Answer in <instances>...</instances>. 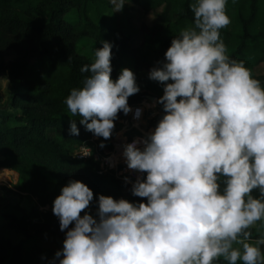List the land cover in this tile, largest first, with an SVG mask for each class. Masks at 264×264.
<instances>
[{"label": "clouds", "instance_id": "9594fccd", "mask_svg": "<svg viewBox=\"0 0 264 264\" xmlns=\"http://www.w3.org/2000/svg\"><path fill=\"white\" fill-rule=\"evenodd\" d=\"M112 2L121 11L126 0ZM226 4L194 0V23L150 71V79L165 85L157 101L164 115L123 151L128 169L147 174L132 187L146 202L101 194L97 219L85 212L93 190L69 181L53 203L61 231L68 229L55 253L58 264H214L221 257L228 264H264V237L251 243L249 231L264 221V87L244 61L227 55L220 35L231 23ZM111 56L104 41L94 62L81 68L90 73L84 86L66 99L72 116L105 140L140 90L129 68L111 78ZM69 131L79 134L74 119Z\"/></svg>", "mask_w": 264, "mask_h": 264}, {"label": "trees", "instance_id": "16d2710c", "mask_svg": "<svg viewBox=\"0 0 264 264\" xmlns=\"http://www.w3.org/2000/svg\"><path fill=\"white\" fill-rule=\"evenodd\" d=\"M128 1L138 3L145 11L163 4L166 23L143 29L141 40L132 43L130 34L117 25L112 0H0V56L8 51L15 53L12 59L0 58V77H7L11 85L8 102L0 104V167L15 170V189L37 198L32 217L4 213L0 264H58L55 255L30 243L29 237L49 233L66 239L68 229L61 231L53 203L71 180L83 181L93 190L94 198L85 212L97 219L101 194L134 204L146 202V198L133 195V185L124 178L112 171L98 173L99 159L92 155L77 158L73 153L84 143L91 152L105 154L112 150V136L120 123L115 124L110 139H91L93 132L86 129L79 116H72L66 104L72 89L82 88L90 75L81 68L94 62L76 48L82 37H92L98 48L104 41L112 45L113 80L119 78L122 69L129 68L137 81L141 70L151 71L165 61L172 40L194 23L190 8L194 0ZM226 12L231 23L220 35L227 55L244 61L252 77L264 87V72L255 71L256 65L264 64V0H227ZM144 87L128 98L129 105L141 102L147 94L154 95L156 101L164 94L165 85L150 79V75ZM157 104L160 111L146 118V126L154 129L164 115L163 105ZM121 116L118 114V118ZM73 119L78 135L69 131ZM50 129L53 132L49 133ZM124 134L130 140L141 132L132 126ZM224 179L220 177L221 190ZM252 195L262 198L259 189H254ZM38 205L48 208L39 210ZM7 228L15 229L22 237L14 241L4 234ZM249 231L251 239L263 236V231L254 226ZM214 264L228 262L221 257ZM237 264L243 262L238 260Z\"/></svg>", "mask_w": 264, "mask_h": 264}, {"label": "rangeland", "instance_id": "374dc122", "mask_svg": "<svg viewBox=\"0 0 264 264\" xmlns=\"http://www.w3.org/2000/svg\"><path fill=\"white\" fill-rule=\"evenodd\" d=\"M119 2V0H117ZM115 5L113 4V12L116 17V22L119 27L124 29L131 36L132 43L139 42L142 36V30L152 28V26L161 25L166 23V17L164 14V5H159L151 8L148 11L143 10L138 3L126 0L121 11H115ZM76 48L80 53L88 55L90 58L95 59V50L98 49L97 44L94 42L93 38L90 36H84L76 43ZM15 53L12 51L5 52L0 58L4 60L14 58ZM255 71L257 73L264 72V64L259 63L255 66ZM150 74V70H141L137 75V85L140 90H143L145 81ZM10 83L8 78L5 76L0 77V104L5 105L8 102V97L10 93ZM160 111L156 99H149L148 96L144 98V116L140 124L134 126L141 134L133 136L132 139L128 140L124 134V130L120 127L112 136L114 138L115 144L113 149L108 151L103 156L112 155V166L108 171H112L113 174L120 178L132 179L135 183L138 178L146 179V173H141L138 170H130L127 167L126 160L123 156L124 147L126 144L133 142L137 139H143L147 136L146 132H150L146 129L147 117L156 112ZM123 116V111L119 115ZM117 124V122H115ZM122 123H120L121 125ZM53 132L52 129L48 131ZM123 134V135H122ZM115 135V136H114ZM113 141V140H112ZM116 145V146H115ZM143 147V145H139ZM75 151V149H74ZM73 151V153H74ZM113 152V153H112ZM114 154V155H113ZM18 173L10 168L0 167V223L5 220L4 213L10 212L15 215H30L32 217V208L37 204V198L27 191H18L14 187V183L17 181ZM5 187V188H3ZM48 205H38L37 209L45 210ZM257 230L263 231V236L253 238L250 240L251 243H255L257 239L264 237V221H258L253 225ZM4 234L10 236L14 241H17L22 237V234L12 228H7L4 230ZM29 242H35L40 247L45 249V252H49L53 255L58 250H62L64 240L57 238L49 233H39L37 235H31L29 237ZM234 247H240L239 245H234ZM262 253H264V245H260Z\"/></svg>", "mask_w": 264, "mask_h": 264}, {"label": "built area", "instance_id": "2783aa9c", "mask_svg": "<svg viewBox=\"0 0 264 264\" xmlns=\"http://www.w3.org/2000/svg\"><path fill=\"white\" fill-rule=\"evenodd\" d=\"M129 106L131 108V111L128 114H125L123 112L124 117H119L115 121V122H118V123H122L121 126H120L122 128V130H125L126 128H130L132 126H136V125L140 124L142 119H143V116H144V99L141 100V102H139V103L132 104V105H129ZM137 109L141 110L139 117L136 116ZM119 130H120V128L118 130H116L115 135H116L117 131H119ZM93 138H96V135H94V133H92L91 139H93ZM114 138L112 139L113 140L112 141L113 144H115ZM81 153H84V154H87V155H84V154H81ZM74 155L77 158H88V157H90L92 155L94 158L99 159V167L97 169L98 173L106 172L112 166L111 155L110 156H103L104 154H100L98 151L91 152L90 146L88 144H86V143L81 144L78 148H76L75 151H74ZM125 180L128 181L129 183H131L132 185L134 184V182H133V180L131 178L130 179L126 178Z\"/></svg>", "mask_w": 264, "mask_h": 264}, {"label": "water", "instance_id": "95a60500", "mask_svg": "<svg viewBox=\"0 0 264 264\" xmlns=\"http://www.w3.org/2000/svg\"><path fill=\"white\" fill-rule=\"evenodd\" d=\"M147 96L149 97V99H155V96L152 94H147Z\"/></svg>", "mask_w": 264, "mask_h": 264}, {"label": "crops", "instance_id": "0c3cea01", "mask_svg": "<svg viewBox=\"0 0 264 264\" xmlns=\"http://www.w3.org/2000/svg\"><path fill=\"white\" fill-rule=\"evenodd\" d=\"M146 129H149V130H154V128L153 127H146ZM147 134H148V132H146ZM123 135V134H122Z\"/></svg>", "mask_w": 264, "mask_h": 264}, {"label": "bare ground", "instance_id": "6f19581e", "mask_svg": "<svg viewBox=\"0 0 264 264\" xmlns=\"http://www.w3.org/2000/svg\"><path fill=\"white\" fill-rule=\"evenodd\" d=\"M153 131L152 129L150 130V132ZM113 153V152H112ZM114 155V154H113ZM111 158H112V155H111Z\"/></svg>", "mask_w": 264, "mask_h": 264}]
</instances>
